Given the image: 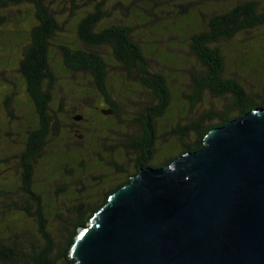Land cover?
Listing matches in <instances>:
<instances>
[{
    "label": "trees",
    "instance_id": "1",
    "mask_svg": "<svg viewBox=\"0 0 264 264\" xmlns=\"http://www.w3.org/2000/svg\"><path fill=\"white\" fill-rule=\"evenodd\" d=\"M0 14H5L0 15V26L12 22L18 27L15 31L1 32L0 40L17 38L12 54L13 57L19 54L24 57L20 71L34 98L41 95L42 85H45L43 83L53 79L50 52L52 47L59 46L54 43L55 38L67 32L66 25L72 20L76 24L78 44L60 45L64 62L72 72L83 77L90 76L94 92L108 101L110 110H113L112 116L107 119L88 116L78 107L68 113L72 122L83 114V122L90 123L88 128L83 129L81 148L87 140L95 144L96 141L102 143L101 139L104 138L107 142L111 129L124 126L123 123L127 121L124 118L125 112L137 106L128 95L132 84L138 83L143 89L153 90L162 98L158 109L152 100L150 107L139 113V118L134 120L140 132L132 134L123 131L115 138L120 142L119 147L112 146V150H104V147L101 149L110 158L109 161L102 162L105 170L113 173L112 178L106 180L102 174L98 177L92 173L96 182L89 195L83 199L67 201L66 198L75 199L73 188L76 190L81 185L75 184L73 178L78 177L79 171L84 173L88 170L85 160L81 158L78 167L72 168L73 164H67L63 169L66 180L63 181L64 184L57 186L60 191L55 194L62 207L53 206L51 201L47 203L50 207L47 212L43 210L47 205L44 206L41 197L35 195L13 209L22 215L21 218L9 221L4 217V231L3 234L0 233V264L73 263L70 252L80 229L89 224L112 194L127 185L142 168L149 166V161H155L158 152L156 135L162 128L171 126L167 133V143L165 142L166 157L155 165L159 167L169 165L184 153L202 149L211 130L228 125L232 120L258 107H264V51L256 48L252 53L243 52L239 49L248 46L235 47L242 55H249L239 57L240 67L261 75L259 87L249 88L236 77L238 75L233 73L227 76V64L223 55L224 48L229 45L239 41L252 44V34L264 31V0H0ZM159 16L166 26L177 29L174 34L187 39L190 56L196 62L191 71L193 94L186 96L190 101V111H196L195 116L190 120L177 121L174 125L169 117L173 97L168 76L154 66V53L141 39V35L146 32L140 28H153V20H159ZM64 17H68V21ZM26 21L35 23L30 31L22 27ZM189 21L192 25H186ZM136 24L141 26L137 27ZM261 45L264 46V39L261 40ZM105 50L110 52L112 65L104 57ZM162 59L167 60L169 56L165 53ZM112 67L116 71L110 69ZM115 94L122 95L124 100L114 101ZM41 102L39 99L38 103ZM207 102L210 106L200 110L199 105H206ZM43 103L46 106L44 99ZM38 107L42 119L46 120L45 107ZM86 107L94 106L91 103ZM104 111L109 109L101 111L102 115ZM54 116L57 122L50 130L49 139L58 142L62 140V124H59L62 118L60 112ZM163 119L169 121L166 122L168 124L162 126ZM40 146L42 144L38 140L28 151L31 155L28 163L30 168L43 157L44 151L43 148L40 150ZM177 147L180 148L179 151ZM169 149H175L176 155H170ZM68 150L66 146L64 151ZM142 154H147L149 161H138L132 171H127L125 166L114 160ZM97 162L96 160V167ZM30 168L27 166L28 172ZM29 218L37 223L36 228L41 233L38 238L27 234V225L24 226L23 221ZM17 222L23 228L17 229Z\"/></svg>",
    "mask_w": 264,
    "mask_h": 264
},
{
    "label": "water",
    "instance_id": "2",
    "mask_svg": "<svg viewBox=\"0 0 264 264\" xmlns=\"http://www.w3.org/2000/svg\"><path fill=\"white\" fill-rule=\"evenodd\" d=\"M70 257L71 264H264V107L211 130L202 149L142 168L80 229Z\"/></svg>",
    "mask_w": 264,
    "mask_h": 264
},
{
    "label": "rangeland",
    "instance_id": "3",
    "mask_svg": "<svg viewBox=\"0 0 264 264\" xmlns=\"http://www.w3.org/2000/svg\"><path fill=\"white\" fill-rule=\"evenodd\" d=\"M160 16L159 20H153V28H150L149 30H145L143 26L140 28L146 32L144 35H141V39L147 44V47L152 51V54L154 53V66L159 67V69L168 76L167 80L168 84L170 85L171 96L173 97L171 101V112L169 117L171 118L172 125H174V123L177 121L190 120L195 116L196 111H190V101L186 96L193 94V80L191 71L193 68H195L196 62L193 56H190L189 42L187 39L174 34L177 29H174L172 26H166V24L163 23L164 20L160 19ZM64 18L66 21H68V17ZM62 21H64V19H62ZM34 25L35 23H32V21H26L22 24V27L30 31ZM186 25H192V22L189 21ZM136 26L138 27L141 25L136 24ZM66 27L67 32L61 34L62 36L58 38L56 37L54 40V43L58 44L59 46H54L51 48L50 65L52 66L53 79L52 81L46 80L44 82L53 96L56 94L63 96L67 102L66 113L61 115V117L65 120H67L66 115L75 108H81L82 112H85L84 108L88 104L91 105L92 103L93 106H99L101 105L100 100L102 99L94 92L95 90L92 87L93 79L90 76L83 77V75L76 74L75 72H72L71 69L65 64L64 56L62 50L60 49L61 43V47L64 46L63 44H71V46H75L78 44L79 40L76 24L73 23V20L67 24ZM16 29H18L16 24L8 22L7 24L0 26V34L1 32H5V30L15 31ZM150 30L152 31L150 32ZM16 39V37H11V39L7 41L0 40V158L3 157L4 160L13 158L15 153H21L24 150V142L27 140L29 130H34L35 124L38 122V118L35 114L36 111L28 106L31 104L29 100L31 98L27 92L25 78L20 71L21 60L24 57H22L20 54L19 56L13 57L12 54V50L17 44ZM263 39L264 31L261 30L256 32L254 35L252 34L251 42L253 45L243 44L239 41L229 45L228 48H224L223 55L227 64L226 70L228 77L234 73L239 76L236 77L239 78L242 84L246 85L248 88L257 86L259 87V77L261 75L240 67L239 57L249 55H242V53L236 51L235 47L237 45L248 46L241 47L239 49V51L243 52L252 53V51L256 48L264 51V46L261 45V40ZM80 48H82V46ZM165 53L169 56V59L167 60L162 59V55ZM103 54L104 57H106L107 63L112 65V57H110V52L105 50ZM110 69L116 71L114 67ZM120 85L123 86L122 83H120ZM129 89L130 91L128 95L131 100H134L137 103V106H133L132 109H129L128 112H125L124 118L125 121H127L123 123L124 126L115 127L109 131V140H107V142L104 141V138L101 139L102 143L100 141H96L95 144H93L92 141L87 140L81 149L82 151L79 152V155L73 151H64V142L68 144V140L65 139L67 135L65 131L62 133V140L58 142L48 139L49 141L47 142V149L44 151L43 157L39 158L33 167V181L38 185L39 195L42 199V203L44 206L47 205V207H44L43 210L45 209L47 212L50 211V207H48L47 203H50L51 201L53 206L58 208L62 207V203L58 202L55 194L57 191H60V188L57 186L64 184L63 181L66 180L64 178L66 175L63 169L65 166H67V164H73L72 168L78 167L80 161H82V158L85 160V164L88 166L87 172L82 173L79 171L78 177L73 178L75 179V184L78 183L81 185H78L79 188L76 187V190L73 188L75 191V199L69 200L66 198V200L69 202L83 199L84 196L89 195V191L93 190L92 188H94V184L96 182V180H93V174L98 177H100V174H102L104 178L106 177V180L112 178L111 174L113 173L111 171L105 170V165L102 162L103 160L105 162L107 160L109 161L110 158L107 157V155H105L101 149L104 147V150H112V146L119 147L120 142L115 138H117V134L122 133L123 131H129L132 134L138 133L139 129L135 125L134 119L139 118V113L145 109L149 98L146 90L143 89L138 83L132 84ZM115 96L114 97L116 99L113 100L116 102H121L124 100L122 95L117 96L115 94ZM125 97L127 98L128 96L126 95ZM210 100L211 99H207V101ZM205 104L206 105L203 103L200 104L199 109L204 110L210 106L208 102ZM68 122L70 123V121ZM166 122L169 121L164 119L161 120L162 126L168 124ZM86 123L87 122L83 124V129H86ZM59 124L63 123L60 122ZM170 129L171 126L162 128L156 135V147L158 152L155 155L156 159L153 161L154 164H159L164 160V157H166L165 155L167 152V147L165 145L168 139L167 133ZM81 131L84 132L83 130ZM12 133H15V135L6 137L7 134ZM178 148L179 147H177V151L180 149ZM169 154L172 156L176 155L175 149H169ZM136 158V156L130 155L127 157L123 156L120 159L114 158V160L119 165L125 166L127 171H132L134 170ZM96 160L98 161L97 167L95 166ZM111 160L113 159L111 158ZM55 161L59 162L56 163ZM12 164V159H10L9 166H12ZM72 168L70 169L74 170ZM51 171L53 175L51 174ZM84 185L85 187L83 188ZM18 218H20V214L18 212H13V214L8 215L7 217L9 221ZM23 224L24 226L27 225L26 227L28 235H34L36 238L40 236L41 233L36 228L37 223L33 218L23 221ZM16 228H23V226L20 227L19 222H17Z\"/></svg>",
    "mask_w": 264,
    "mask_h": 264
},
{
    "label": "flooded vegetation",
    "instance_id": "4",
    "mask_svg": "<svg viewBox=\"0 0 264 264\" xmlns=\"http://www.w3.org/2000/svg\"><path fill=\"white\" fill-rule=\"evenodd\" d=\"M44 84V83H43ZM27 92L30 96L31 99L28 106L32 109H34L35 114L38 118V122L35 124V129L34 130H29L28 137L26 142H24V150L20 153L17 152L14 154L13 158H9L4 160L3 157L0 158V233L3 234L4 228L2 226V223H4V217H8V215L13 214V209L19 205H23L26 201H29L31 197L33 196H38L39 195V188L38 185L33 181L34 180V168H30L29 164V157H31L30 153L28 152L29 149L34 146L35 142L40 140L42 146H40V150L46 151L47 149V142L49 141V133L50 130L52 129L53 126L56 125L55 122L56 118L54 116L55 113L60 112V117L64 113H66V106L67 102L63 98V96H60L56 94L55 96L52 95L50 90L44 85H42L41 88V95L36 98H34L30 90L28 89L27 86ZM146 92L148 93V101L145 109H143L142 112H145L146 108L152 104V100H154L155 108L161 103L162 98L160 95H156L153 90L152 92L146 89ZM41 99V103H38V100ZM43 99L45 100L46 106H44ZM103 99V100H102ZM100 100L101 105H96L94 107L90 108H84L85 112L84 114L88 116H93V117H98V118H110L112 115H102L101 111L104 109H111L109 106V102L105 101L104 98L102 97ZM108 103V105L106 104ZM43 106L45 107V117L46 120L42 119V115L38 112L39 107L38 106ZM150 107V106H149ZM148 107V108H149ZM152 108V107H151ZM141 112V113H142ZM80 115V114H79ZM80 116L83 117L84 115L81 114ZM53 117V118H52ZM66 119L62 118V126H61V132L63 133L64 131L66 132V138L68 140V144L64 142V147L66 146L69 148L68 151H73L77 154L80 155L81 149V141L84 140V132L83 130V119L78 121L74 119L75 121L72 122L68 118V114L66 115ZM148 119V118H147ZM135 120V119H134ZM70 121V123L68 122ZM145 122V121H144ZM87 128L89 127V122L86 123ZM84 131V130H83ZM15 135V133L12 134H7L6 137H10ZM157 140V138H156ZM13 142V140H12ZM27 147V149H26ZM10 159H12V166H9ZM144 163L146 161H149L148 155H138L135 163ZM7 164V166H6ZM149 166L151 167H159L155 166L158 164H154V162L149 161ZM27 166L30 168L28 172ZM148 167V166H147ZM33 169V172L31 170ZM32 173V174H31ZM22 190V193L20 192ZM22 215H20L21 218Z\"/></svg>",
    "mask_w": 264,
    "mask_h": 264
}]
</instances>
